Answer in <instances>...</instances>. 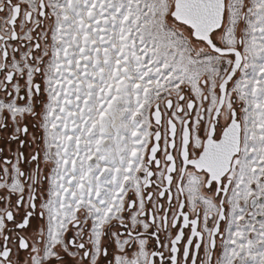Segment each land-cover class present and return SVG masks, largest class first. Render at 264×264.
<instances>
[{
  "label": "snow or ice",
  "instance_id": "obj_1",
  "mask_svg": "<svg viewBox=\"0 0 264 264\" xmlns=\"http://www.w3.org/2000/svg\"><path fill=\"white\" fill-rule=\"evenodd\" d=\"M0 264H264V0H0Z\"/></svg>",
  "mask_w": 264,
  "mask_h": 264
}]
</instances>
